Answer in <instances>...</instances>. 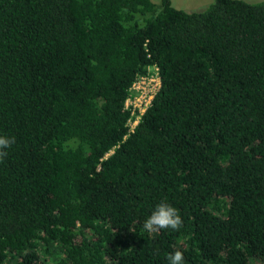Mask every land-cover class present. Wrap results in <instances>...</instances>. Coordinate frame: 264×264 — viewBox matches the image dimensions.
Returning <instances> with one entry per match:
<instances>
[{
	"label": "trees",
	"instance_id": "16d2710c",
	"mask_svg": "<svg viewBox=\"0 0 264 264\" xmlns=\"http://www.w3.org/2000/svg\"><path fill=\"white\" fill-rule=\"evenodd\" d=\"M0 135V264H264V0H0Z\"/></svg>",
	"mask_w": 264,
	"mask_h": 264
},
{
	"label": "clouds",
	"instance_id": "9594fccd",
	"mask_svg": "<svg viewBox=\"0 0 264 264\" xmlns=\"http://www.w3.org/2000/svg\"><path fill=\"white\" fill-rule=\"evenodd\" d=\"M14 143V137L0 135V161L7 155L8 149ZM183 221L179 211L167 203L161 201L158 203L151 214L143 223V228L148 232H157L161 229H171L178 231ZM168 264H185L184 254L180 250H175L167 255Z\"/></svg>",
	"mask_w": 264,
	"mask_h": 264
},
{
	"label": "built area",
	"instance_id": "2783aa9c",
	"mask_svg": "<svg viewBox=\"0 0 264 264\" xmlns=\"http://www.w3.org/2000/svg\"><path fill=\"white\" fill-rule=\"evenodd\" d=\"M158 87L159 77L156 68L150 74L139 76L132 82L123 102V109L128 111L125 122L128 132L132 131Z\"/></svg>",
	"mask_w": 264,
	"mask_h": 264
},
{
	"label": "rangeland",
	"instance_id": "374dc122",
	"mask_svg": "<svg viewBox=\"0 0 264 264\" xmlns=\"http://www.w3.org/2000/svg\"><path fill=\"white\" fill-rule=\"evenodd\" d=\"M154 4H158L159 0H150ZM172 7L184 11H197L204 9L211 0H169ZM248 3H256L263 0H243Z\"/></svg>",
	"mask_w": 264,
	"mask_h": 264
}]
</instances>
